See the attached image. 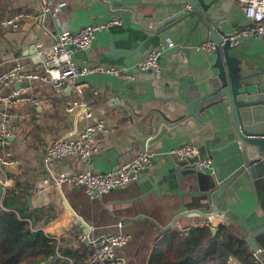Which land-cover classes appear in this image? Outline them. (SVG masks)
Here are the masks:
<instances>
[{"label":"crops","instance_id":"obj_1","mask_svg":"<svg viewBox=\"0 0 264 264\" xmlns=\"http://www.w3.org/2000/svg\"><path fill=\"white\" fill-rule=\"evenodd\" d=\"M52 1L59 8L58 14L39 20L38 0H0L1 15L15 6L25 5L35 16L32 20L24 21L17 30L0 28V66L5 59L11 60L14 57L36 59L38 49L35 43H48L56 32L75 31L84 25L116 16L120 19V24L98 32L89 48L74 49L72 57L85 64L101 63L128 69L133 73L135 71V78L126 81L112 73L98 71L81 75L75 82L64 85L62 89L52 88L48 83H31L29 95L39 98L40 103L22 102L17 108L23 130L20 135L10 139L8 148L19 157L21 163L7 170L5 176L0 172V181L5 184V188L15 184L17 179L21 182L28 181L33 186L30 190L32 193L42 179H47L48 195L42 204H53L58 208V214L44 229L57 238L65 237V232L73 229L70 239L74 244L80 239L78 235L84 232L73 213L63 206L62 200L65 199L72 211L78 214L76 206L79 197L84 193L79 187L66 183L58 187L53 178L64 170L79 171L90 168L94 171H111L135 158L140 152L151 151V165L140 170L135 181L100 198L90 199L97 202L99 211L105 213L109 220L103 228L88 224V235L116 230L115 224L122 218L127 222V232L131 230L133 234L137 228H143L144 233L154 226L158 230L156 235L161 236L164 232H160L153 223L148 224L147 217L154 219L161 226L169 223L173 216L171 210L176 203L166 193L178 191L174 187L176 182L165 180L159 186L160 194L146 191L150 189V181L158 182L169 168L177 164L190 166L186 159H179L171 152L173 148L187 143L198 145L201 155H207L214 160L219 179L222 181H227L243 163L239 145L230 142L233 136L223 108L220 109L219 106L213 107L212 112L206 109L201 113V121L187 118L184 123L175 124L173 129L163 128L158 136L152 139L156 132L153 124L159 117L158 112L165 113L171 119L177 117V111L182 110L174 98L185 99L190 86L214 74V53L200 48L207 38L202 32L189 30L190 21L183 27L173 26L147 36L142 23L148 22L152 25L177 10L173 5L158 7L153 6L151 2L166 4L178 0H138L142 5L134 6L137 10L136 21L129 10L121 7L119 0H112L109 5L106 0ZM213 13L223 19L227 32L251 25L233 0H218L214 4ZM166 39H171L174 46L168 47ZM239 39L231 54L238 55L255 68L264 66V38ZM183 45L190 49L188 57L181 50ZM154 49H160L162 52L159 58V73L156 74L150 69L137 70L135 64ZM9 63L5 62L4 65ZM81 83H86L82 88V99L95 111H104L107 121L105 129L95 135L99 150L89 163H84L77 155L44 162V150L52 137L70 129H79L84 124L83 118L71 117L64 111V103L74 96L75 86ZM152 92L156 98H150ZM145 140L146 144L149 142L148 146L143 144ZM191 167L198 170L195 165ZM205 172L212 174L213 167ZM263 181V176L253 177L249 169L238 173L228 183L219 203V209L226 213L215 216L235 234L244 237L254 254L259 247L257 241L250 237V233L264 223ZM31 193L30 202H40L38 199L33 200ZM138 214L146 217L136 218ZM78 215L82 217V214ZM82 218L85 221L84 217ZM205 219L206 216H180L172 229L187 232L189 227L200 225ZM123 249L118 254L122 255Z\"/></svg>","mask_w":264,"mask_h":264},{"label":"built area","instance_id":"obj_2","mask_svg":"<svg viewBox=\"0 0 264 264\" xmlns=\"http://www.w3.org/2000/svg\"><path fill=\"white\" fill-rule=\"evenodd\" d=\"M39 1V20L49 15H57L58 6L52 0ZM244 12L253 27H244L236 30V34L230 37L232 43H238L239 38H264V0H233ZM34 14L25 5L15 6L4 15L0 14V28L17 30L24 21L34 19ZM38 22V21H37ZM120 24V19L113 16L107 20L94 22L82 26L75 31L56 32L52 39L45 43L38 41L35 46L38 49L36 59L14 57L7 65L0 66V172L6 175V170L18 166L21 161L8 148L10 139L22 133V126L18 117L17 108L22 102L39 104L40 99L29 95L31 83H48L55 89H62L64 85L71 84L79 76L106 71L126 81L135 78V71L117 68L113 65L101 63L85 64L73 59L74 49H87L98 32L112 25ZM166 45L173 47L171 39H166ZM200 48L204 51H212L214 43L205 40ZM160 49L150 51L140 59L135 67L137 70L150 69L159 73ZM86 83L75 86L74 96L64 103V111L69 116L84 119V124L79 129L68 130L65 133L52 137L47 143L43 160L49 162L52 159H62L68 155H77L84 163H89L99 150V144L95 135L106 127L104 111L97 112L82 99V88ZM179 159L197 157L195 166L201 171L212 169V159L207 155H201L198 145L187 143L171 150ZM201 155V156H200ZM151 151H142L135 158L118 165L111 171L101 172L92 169L79 171L60 172L53 178L56 186L70 184L79 187L89 199H97L115 189H120L137 179L140 170L151 165ZM5 180V177H3ZM47 179H42L38 187L30 194L31 198L45 202L48 195ZM223 223L215 216H207L204 225L213 228ZM200 224V225H202ZM127 222L119 219L116 230L102 231L87 235L80 233L78 237L89 245V254L80 264H125L124 258L118 252L131 240V235L125 230Z\"/></svg>","mask_w":264,"mask_h":264},{"label":"water","instance_id":"obj_3","mask_svg":"<svg viewBox=\"0 0 264 264\" xmlns=\"http://www.w3.org/2000/svg\"><path fill=\"white\" fill-rule=\"evenodd\" d=\"M110 1L112 0H106L108 5ZM217 1L178 0L166 4L151 2L153 6L158 7L173 5L177 10L152 25L148 22L142 23L143 30L150 37L158 30L173 26L183 27L187 21H190L189 30L202 32L206 36V40L214 43V49L208 51L213 52L215 56L212 63V67L215 69L214 74L190 86L185 99L174 98L181 105L182 110L177 111L179 114L177 117L171 119L165 113L158 112L159 117L153 124L156 132L152 139L156 138L163 128L165 130L173 129L175 124L184 123L187 118L201 121V113L206 109L212 112L213 107L219 106L220 109L223 108L228 128L233 136L230 142L239 145L243 159L242 165L227 181L219 179L214 160L212 161V174L192 168L197 157L186 159L190 166L177 164L163 173L158 182L150 181V189L146 193L155 191L160 194L159 186L165 180L175 181L176 186L174 187L178 190L166 193L176 203L171 210L173 216L168 224L161 226L154 219L147 217L148 224L153 223L160 232L172 229L176 219L180 216L224 215L226 211L219 209L220 200L226 192L228 183L244 169L251 170L253 177L263 176L264 178V66L255 68L238 55L231 54L237 43H232L230 37L236 32H227L226 24L222 22L223 19L213 13L214 4ZM119 3L122 8L132 13L135 21L138 20L137 10L134 6L142 5V2L119 0ZM250 27H253L252 23ZM248 39L253 38L249 37ZM140 43L141 41L139 45ZM181 50L188 57L189 47L183 45ZM150 98H156L153 92ZM143 144L148 146L149 142L146 144L145 140ZM203 153L206 154L205 151ZM4 188L5 184L0 181V201ZM28 202L31 204L29 199ZM62 202L63 206L73 213L75 220L82 227V231L88 235L90 229L88 223L72 211L65 199ZM145 217L143 214L136 215V218L144 219ZM211 230L214 232L215 227ZM250 237L257 241L259 250L255 256L261 264H264V223L256 227L250 233Z\"/></svg>","mask_w":264,"mask_h":264},{"label":"trees","instance_id":"obj_4","mask_svg":"<svg viewBox=\"0 0 264 264\" xmlns=\"http://www.w3.org/2000/svg\"><path fill=\"white\" fill-rule=\"evenodd\" d=\"M32 187L17 179L14 186L4 188L0 264L82 263L89 254L88 243L79 239L72 244L71 239L48 234L44 227L56 217L58 208L39 201L32 207L28 202ZM145 246L139 264H261L249 242L224 223L214 232L204 224L189 227L187 232L168 230Z\"/></svg>","mask_w":264,"mask_h":264},{"label":"rangeland","instance_id":"obj_5","mask_svg":"<svg viewBox=\"0 0 264 264\" xmlns=\"http://www.w3.org/2000/svg\"><path fill=\"white\" fill-rule=\"evenodd\" d=\"M13 185H9L8 187H12ZM28 199H30L29 195ZM78 200L79 201L78 205L76 206V211L78 214H82V217H84L85 221L89 225H93L96 228H103L104 226H107L106 224L109 218L105 213L99 211L97 202L90 201V199L87 198L85 194L83 196H80ZM37 202V200L32 201V207L36 206ZM142 229L143 228H137V230H135L133 234L131 230L129 231L131 240L127 245L124 246V249L122 250L123 254H118L119 256L124 258L125 264H139V260H141V254L146 249L145 242L150 243V241H152L153 237L158 231L154 226H151L150 229L148 231H144V233ZM71 230L69 229L65 232V237L67 239H70L72 237L73 233Z\"/></svg>","mask_w":264,"mask_h":264}]
</instances>
